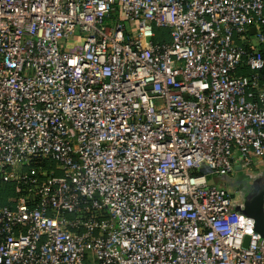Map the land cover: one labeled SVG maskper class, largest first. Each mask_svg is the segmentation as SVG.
Listing matches in <instances>:
<instances>
[{"label": "built area", "instance_id": "built-area-1", "mask_svg": "<svg viewBox=\"0 0 264 264\" xmlns=\"http://www.w3.org/2000/svg\"><path fill=\"white\" fill-rule=\"evenodd\" d=\"M263 71L264 0H0V264H264Z\"/></svg>", "mask_w": 264, "mask_h": 264}, {"label": "water", "instance_id": "water-1", "mask_svg": "<svg viewBox=\"0 0 264 264\" xmlns=\"http://www.w3.org/2000/svg\"><path fill=\"white\" fill-rule=\"evenodd\" d=\"M238 176L249 183V189L244 196V200L237 206L242 214L252 220L255 231L264 235V173L252 175L244 172L242 165L236 166Z\"/></svg>", "mask_w": 264, "mask_h": 264}, {"label": "rangeland", "instance_id": "rangeland-1", "mask_svg": "<svg viewBox=\"0 0 264 264\" xmlns=\"http://www.w3.org/2000/svg\"><path fill=\"white\" fill-rule=\"evenodd\" d=\"M105 23L107 25H111L112 24V22H109V21H105ZM162 31L163 32H167V35L170 36L169 30L167 28L158 29L157 30V33L160 34V33H162ZM170 40H171V37H170ZM77 42L78 41L77 40H74V38H70L67 41L63 42L62 48H72V47H74V45ZM57 165H58V163L55 162V161H52V160L47 161V163L45 164V166H46L47 169H55V167ZM253 166H258V168H256V170H255V171H257V173H252L253 176L256 175V174H258V173H264V162L263 161L254 160ZM56 172H57V174H61V171H59V170H57ZM244 172H247V170L244 169ZM218 182L221 183L223 186H225V184H224V177H221ZM13 188L14 187L12 186V187H10L8 189L7 196L5 197L6 200L9 203H11L12 205H13V203L11 202V199L16 197V192H15V190Z\"/></svg>", "mask_w": 264, "mask_h": 264}, {"label": "flooded vegetation", "instance_id": "flooded-vegetation-1", "mask_svg": "<svg viewBox=\"0 0 264 264\" xmlns=\"http://www.w3.org/2000/svg\"><path fill=\"white\" fill-rule=\"evenodd\" d=\"M224 184L233 194L238 196V199L244 200V196L249 189V183L246 180L240 178L235 172L224 177Z\"/></svg>", "mask_w": 264, "mask_h": 264}, {"label": "trees", "instance_id": "trees-1", "mask_svg": "<svg viewBox=\"0 0 264 264\" xmlns=\"http://www.w3.org/2000/svg\"><path fill=\"white\" fill-rule=\"evenodd\" d=\"M156 41H158L159 43H164V42H170V36L167 35V32H163L162 33H158V36L156 38ZM243 75H250L251 74V71L249 70H243L242 72ZM262 74H264V71L262 72ZM45 162V163H44ZM47 163V161H43V164L40 163V165L45 166V164ZM38 167V165L36 166ZM13 185L8 183V184H5L1 181L0 179V204L1 205H7V206H12L11 203H9L7 200H6V196H7V192H8V189L10 187H12ZM14 189V188H13Z\"/></svg>", "mask_w": 264, "mask_h": 264}]
</instances>
